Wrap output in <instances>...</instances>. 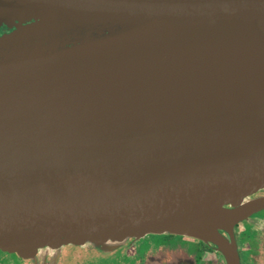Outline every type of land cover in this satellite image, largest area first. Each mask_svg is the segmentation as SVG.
Masks as SVG:
<instances>
[{"label":"water","instance_id":"95a60500","mask_svg":"<svg viewBox=\"0 0 264 264\" xmlns=\"http://www.w3.org/2000/svg\"><path fill=\"white\" fill-rule=\"evenodd\" d=\"M0 26V249L174 233L238 264L220 229L264 208V0H0Z\"/></svg>","mask_w":264,"mask_h":264},{"label":"flooded vegetation","instance_id":"af4514ba","mask_svg":"<svg viewBox=\"0 0 264 264\" xmlns=\"http://www.w3.org/2000/svg\"><path fill=\"white\" fill-rule=\"evenodd\" d=\"M4 28L0 34L10 31L6 26ZM262 196L264 189L249 198ZM258 215H264V208L242 219L231 229H220L229 243H235L238 264H264V218L257 217ZM91 246L69 244L59 251L45 248L29 257L3 249L0 252L6 253V256H15L20 264H89L93 262L75 257L72 252H68V248L82 247L88 251L92 250ZM98 252L100 256L115 253V256H121L114 264H233L231 257L218 244L174 233H150L138 239H129L115 247L112 253Z\"/></svg>","mask_w":264,"mask_h":264},{"label":"rangeland","instance_id":"374dc122","mask_svg":"<svg viewBox=\"0 0 264 264\" xmlns=\"http://www.w3.org/2000/svg\"><path fill=\"white\" fill-rule=\"evenodd\" d=\"M2 30H5L4 26H0V32ZM11 31V29H9ZM9 32V31H6ZM5 33V32H4ZM3 33H1L0 35H2ZM74 35H70L69 38H74L77 37H82V35L84 34V31L81 29H77L73 32ZM257 217H263L258 215ZM92 248V250H88L85 251L84 248L82 247H70L68 248V252H72L73 255H76L75 257H81L84 260H89L91 262H93L94 264H114L115 262H118V260L120 259L121 256H115L117 253L115 254H109V256H100L101 254L98 251H106L109 253H112V251L115 248H104L100 245H96V244H92V246L90 247ZM6 253L0 252V264H20L16 259L15 256H6ZM71 254V255H72ZM93 263H89V264H93ZM85 264V263H83Z\"/></svg>","mask_w":264,"mask_h":264}]
</instances>
